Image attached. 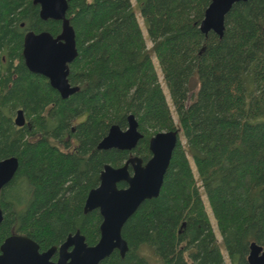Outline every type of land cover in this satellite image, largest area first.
Segmentation results:
<instances>
[{
    "label": "trees",
    "instance_id": "obj_1",
    "mask_svg": "<svg viewBox=\"0 0 264 264\" xmlns=\"http://www.w3.org/2000/svg\"><path fill=\"white\" fill-rule=\"evenodd\" d=\"M134 1L149 51L130 0L68 2L77 50L68 82L79 90L62 99L27 70L18 36L21 23L52 35L61 24L41 23L32 0H0V161L18 160L0 190V246L20 234L44 251L77 231L94 246L101 216L83 208L104 166L119 168L130 157L145 164L149 140L177 131L185 146L178 140L159 196L122 227L127 253L100 264H226L224 255L248 264L251 243L264 249V0L235 4L221 38L199 30L211 0ZM17 110L27 121L21 128ZM129 115L142 135L136 148L99 150L112 126L127 128Z\"/></svg>",
    "mask_w": 264,
    "mask_h": 264
},
{
    "label": "water",
    "instance_id": "obj_2",
    "mask_svg": "<svg viewBox=\"0 0 264 264\" xmlns=\"http://www.w3.org/2000/svg\"><path fill=\"white\" fill-rule=\"evenodd\" d=\"M70 0H34L40 5V18L61 21V33L53 38L43 32L35 35L29 32L24 37L23 59L27 70L48 80L50 87L62 99L76 93L78 87L68 82V66L77 57L75 33L66 18ZM247 0H211L204 12L199 30L207 36L210 32L219 38L224 33V19L232 7ZM264 36V27L262 28ZM25 118L22 110L16 112L14 125L23 127ZM142 135L138 131L136 119L127 117V128L121 130L114 125L98 144V149L107 151H133ZM177 131H165L155 134L149 140L150 159L142 165L139 158L133 157L119 168L104 166L99 185L92 189L85 200V214L98 210L101 216L99 239L94 246H88L85 237L76 232L69 235L59 248H51L44 253L39 252L38 245L22 235H13L4 240L0 246V264H100L114 251L123 258L128 251L121 230L126 221L136 212L139 206L159 196L165 173L168 169L172 153L178 143ZM132 168V175L128 167ZM18 170L15 157L0 161V190L7 186ZM125 183V188L118 184ZM3 213L0 210V224ZM71 251L68 252V250ZM58 250V260L53 263L49 259ZM248 264H264V249L251 243L247 256Z\"/></svg>",
    "mask_w": 264,
    "mask_h": 264
},
{
    "label": "rangeland",
    "instance_id": "obj_3",
    "mask_svg": "<svg viewBox=\"0 0 264 264\" xmlns=\"http://www.w3.org/2000/svg\"><path fill=\"white\" fill-rule=\"evenodd\" d=\"M130 1H131V4H132L133 8H134V12L136 13V18H137V20H138V23H139V25H140V27H141V29H142V33H143V37H144V39H145V43H146L147 50L149 51V50L151 49V47H152V44L150 43V41H149L148 38H147V35H146V29H145V26H144V24H143V20H142L141 16L139 15L138 9L134 6L135 1H134V0H130ZM152 60H153L154 66H155V68H156V72H157V75H158V79H159V82L161 83V88H162V91H163V93H164V95H165L166 102H167V104H168L169 110H170V112L172 113V118H173V120H174V123H176L175 110H174V108H173V105L171 104V100H170V98H169V95H168L167 89H166L165 85L163 84V80H162V76H161L160 70L158 69V67H157V65H156V62H155V60H154L153 57H152ZM197 86H198V85H197L196 82H194V83L192 84V91H190V94L195 93V92L197 91ZM14 118H15V115H14ZM179 140H180V142H181V145L185 146V141H184V139H183V137H182L181 135H179ZM189 162H190L191 168H192L193 173H194V175H195V177H196V180H197V175H196V172H195V168H194V165H193V163H192V161H191L190 158H189ZM197 182H198L197 184L199 185V181H198V180H197ZM202 199H203V201H204V205H205V207H206V209H207V213H208V215H209V217H210V221H211V224H212V227H213V230H214V233H215L216 239H217L218 242H220V236H219V234H218V232H217V229H216L215 223H214V221H213L212 218H211L210 211H209L208 205H207V203H206V200H205V197L203 196V194H202ZM146 252H147V253H145V252H144V253L147 254V255L150 253V251H146ZM224 259H225V263H226V264H230V262H229L228 258L226 257V255H224Z\"/></svg>",
    "mask_w": 264,
    "mask_h": 264
},
{
    "label": "flooded vegetation",
    "instance_id": "obj_4",
    "mask_svg": "<svg viewBox=\"0 0 264 264\" xmlns=\"http://www.w3.org/2000/svg\"><path fill=\"white\" fill-rule=\"evenodd\" d=\"M32 5L37 9V16H38V18H39V21L42 23H44V22H48V21H54V22H59L60 24H61V21H56V20H52V19H47V20H43V19H41L40 18V15H39V12H40V5L39 4H34V0H32ZM41 26V25H40ZM39 25L37 26V28H36V30L38 31V32H34V31H31V30H28L27 28H26V26H25V24L24 23H21L20 25H19V29L21 30V33H19L18 34V36H20L21 37V40H22V44H21V57H22V60H23V63H24V59H23V44H24V37H25V35L27 34V33H29V32H32V33H34L35 35H38V34H40V33H43V32H46V31H41L40 29H41V27H40ZM38 28H40L39 30H38ZM46 33H48V32H46ZM60 33H61V25H60V31H59V33H57V34H55V35H52L51 33H49L53 38H56V37H58L59 35H60ZM1 59H2V62L5 64L7 61H6V59H5V56H3V57H1ZM17 61H18V59L16 58V60H14L13 61V63L14 64H16L17 63ZM25 65V64H24ZM34 75H36V74H34ZM40 76V75H39ZM42 77V76H41ZM44 78V77H43ZM44 79H46V78H44ZM47 80V79H46ZM47 82H48V80H47ZM72 87H75V86H72ZM55 91V90H54ZM60 96V95H59ZM18 111V110H17ZM16 111V112H17ZM23 111V110H22ZM23 115H24V118H25V123L27 124V121H26V117H25V114H24V112H23ZM16 116V115H15ZM130 158H133V157H130ZM130 158H128L127 160H129ZM126 160V161H127ZM126 161H125V163H126ZM124 163V164H125ZM142 165H144L143 163H142ZM122 167V166H121ZM128 171H129V174H131L132 175V168H131V166H129L128 167ZM102 172V171H101ZM101 174V173H100ZM14 235H20V234H14ZM11 236H13V235H11ZM22 236H24V235H22ZM25 237H27V236H25ZM28 238V237H27ZM65 242V241H64ZM63 242V243H64ZM36 243V242H35ZM62 243V244H63ZM37 244V243H36ZM38 245V244H37ZM61 245V244H60ZM59 245V246H60ZM59 246H52V247H50V248H48V249H46V250H44V251H41L40 250V247H39V245H38V247H39V252L40 253H44V252H46V251H48L49 249H51V248H53V247H55L56 249L57 248H59ZM69 251H71V249H69L68 250V252ZM57 260H58V250H56L55 252H54V254L52 255V257L49 259V261L50 262H53V263H55V262H57Z\"/></svg>",
    "mask_w": 264,
    "mask_h": 264
}]
</instances>
